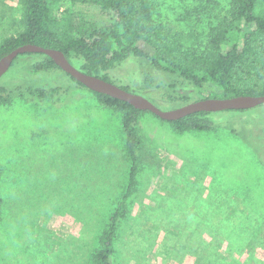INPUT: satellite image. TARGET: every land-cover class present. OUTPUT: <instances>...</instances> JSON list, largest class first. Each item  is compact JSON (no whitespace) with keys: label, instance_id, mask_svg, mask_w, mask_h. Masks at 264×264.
<instances>
[{"label":"rangeland","instance_id":"374dc122","mask_svg":"<svg viewBox=\"0 0 264 264\" xmlns=\"http://www.w3.org/2000/svg\"><path fill=\"white\" fill-rule=\"evenodd\" d=\"M231 0H157L169 35L205 43ZM20 0H0V42L24 30ZM29 64L2 85L64 86L59 102L21 97L0 105V264H91L125 194L131 162L122 114L56 70ZM164 111L178 75L128 58L109 72ZM194 101V100H193ZM215 127L178 133L139 116L136 189L120 221L115 264H264V105L212 113Z\"/></svg>","mask_w":264,"mask_h":264},{"label":"trees","instance_id":"16d2710c","mask_svg":"<svg viewBox=\"0 0 264 264\" xmlns=\"http://www.w3.org/2000/svg\"><path fill=\"white\" fill-rule=\"evenodd\" d=\"M20 2L24 30L0 42V59L21 46L37 45L62 51L82 72L115 84L109 72L135 57L149 61L160 73L183 79L182 86L171 87L172 94L179 97L169 99L172 102L186 105L209 98L264 96V0H231L225 16L210 29L205 43L190 35H169L157 0ZM22 64H29L26 71L30 77L63 71L49 56L27 53L16 58L7 75ZM121 88L133 92L128 87ZM67 93L59 85L30 86L25 90L17 85H2L0 105L17 96L38 103L47 99L59 102ZM93 93L102 107L122 114L125 154L131 162L127 190L103 229L91 260V264H115L119 224L128 215V201L136 189L141 143L137 124L145 111L108 95ZM211 115L197 112L169 123L178 133L206 132L215 127Z\"/></svg>","mask_w":264,"mask_h":264},{"label":"water","instance_id":"95a60500","mask_svg":"<svg viewBox=\"0 0 264 264\" xmlns=\"http://www.w3.org/2000/svg\"><path fill=\"white\" fill-rule=\"evenodd\" d=\"M27 53L45 54L52 58L65 73L92 92L124 101L137 110L151 112L161 120L168 122L179 120L197 112L247 111L264 105V96H237L225 99L209 98L199 100L173 110L164 111L141 95L126 91L100 77L82 72L70 62L62 51L32 44L21 46L0 59V80L10 71L16 58Z\"/></svg>","mask_w":264,"mask_h":264}]
</instances>
